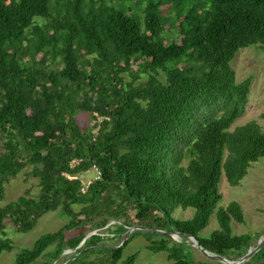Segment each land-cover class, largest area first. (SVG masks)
<instances>
[{
	"label": "trees",
	"instance_id": "16d2710c",
	"mask_svg": "<svg viewBox=\"0 0 264 264\" xmlns=\"http://www.w3.org/2000/svg\"><path fill=\"white\" fill-rule=\"evenodd\" d=\"M251 46L264 52V0H0V202L22 172L38 188L0 206V255L13 249L6 223L26 234L56 211L67 222L14 264H53L67 250L60 264H118L134 233L106 243L133 226L192 236L230 260L255 247L264 232H232L241 205H219L222 178L237 187L264 158L256 122L230 130L251 84L236 83L230 62ZM92 168L99 178L84 187ZM212 216L218 227L201 238ZM110 221L112 237L88 236ZM145 232L149 252L193 264L183 244ZM243 264H264V245Z\"/></svg>",
	"mask_w": 264,
	"mask_h": 264
},
{
	"label": "rangeland",
	"instance_id": "374dc122",
	"mask_svg": "<svg viewBox=\"0 0 264 264\" xmlns=\"http://www.w3.org/2000/svg\"><path fill=\"white\" fill-rule=\"evenodd\" d=\"M173 12L172 10L166 16H172ZM165 37L168 40L176 38V32L172 26H166ZM230 66L235 72L236 83L242 82L247 78L251 79L244 114L230 126V130L254 121L264 131V52L255 46L240 49L231 60ZM127 81L131 82L132 80L131 78H127ZM143 81L144 79L141 78L135 83L140 84ZM76 121L81 129L92 127L94 124V121L85 112H79L76 116ZM98 178L99 173L95 168H92L87 174L81 175L84 187ZM36 183L37 181L35 179L22 172L6 185L5 198L0 202V206L15 200L17 197L26 194V192L30 191L31 194H36L38 191ZM219 189L222 193V200L219 203L220 206L225 207L229 202L235 201L241 205L244 213V224H232V232L234 235L264 232V158H261L251 166L247 176L240 182L239 186L231 187L225 178H222ZM193 212L192 209L185 211L177 209L173 213V216L178 219H190L193 216ZM66 222L67 219L60 211L48 213L38 221L32 231L26 234L17 233L10 224L6 223V236L11 238L13 249L11 252H4L0 255V264H14L15 257L21 248H30L41 235L57 231ZM117 224L119 223L110 221L105 227L94 229L91 233L100 234L103 237L105 236V238L112 237L114 234H109V230H116L115 227ZM217 227L216 220L212 216L207 227L200 233V237L208 238ZM137 231L140 230L132 232L134 233L133 238L123 251L122 260L118 264H122L124 259L133 254L137 255L133 264H173L172 261H168L166 253L160 252L153 254L149 252L146 249L148 244L146 237L148 235L144 231H142L143 233H138ZM132 233L125 232L117 240L112 239L107 241L106 245L117 248L122 245V242L127 241L132 236ZM68 236L70 237L71 234ZM177 241L180 242L173 240L175 243L183 244L184 252L187 254L191 263L221 264L214 259L204 256L196 247L192 246L191 242L184 240V237L177 239ZM73 252L74 250H70L69 253L64 254L53 264H60L66 256L71 255ZM42 262L41 260L36 264H42Z\"/></svg>",
	"mask_w": 264,
	"mask_h": 264
},
{
	"label": "water",
	"instance_id": "95a60500",
	"mask_svg": "<svg viewBox=\"0 0 264 264\" xmlns=\"http://www.w3.org/2000/svg\"><path fill=\"white\" fill-rule=\"evenodd\" d=\"M136 230L150 231V232H153V233H157V234L162 235L164 237H168L169 239L174 240L176 242H180V241H177L176 237H178L179 239L184 237V238H186L188 240V242H191L192 246L196 247L204 256H206L208 258H211V259H214V260H216L217 262H219L221 264H243L244 262L248 261L253 255H255L262 248V246L264 245V235H263L257 241L256 246L253 247V248L248 249V251L246 252V254L244 256L240 257L239 259L230 260V259H228V258H226L224 256H219V255L213 254V253L208 252L207 250L203 249L200 246V244L198 243V241L194 237L189 236V235H184V234H181V233H178V232H174V231L166 232V231H161V230H155V229H151V228H148V227H142V226L131 227L127 232L130 234V233H132L133 231H136ZM92 234H94V233H90L88 236H90ZM88 236H86L81 241V243L79 244L78 247H80L85 242V240L87 239ZM123 243L124 242H122V244ZM69 252H70V250H67V251L63 252L62 255L66 254V253H69Z\"/></svg>",
	"mask_w": 264,
	"mask_h": 264
},
{
	"label": "bare ground",
	"instance_id": "6f19581e",
	"mask_svg": "<svg viewBox=\"0 0 264 264\" xmlns=\"http://www.w3.org/2000/svg\"><path fill=\"white\" fill-rule=\"evenodd\" d=\"M177 239H179L178 237H176Z\"/></svg>",
	"mask_w": 264,
	"mask_h": 264
}]
</instances>
